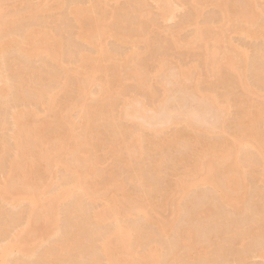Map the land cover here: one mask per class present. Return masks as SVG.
<instances>
[{
	"label": "rangeland",
	"instance_id": "1",
	"mask_svg": "<svg viewBox=\"0 0 264 264\" xmlns=\"http://www.w3.org/2000/svg\"><path fill=\"white\" fill-rule=\"evenodd\" d=\"M29 22L33 28L25 39L22 30ZM13 24L18 25L15 45L40 52L32 56L27 68L17 60L0 73L12 87L2 97L6 105L0 110V189L6 187L8 192L0 197V214L12 221L7 228L0 224V245L11 241L13 246L6 264L63 262L60 255L53 260L45 253L58 239L73 238L76 228L86 218L90 221L93 212L102 216L98 229L106 232L111 208L129 212L121 221L133 234L131 244L132 237L147 238V232H133L135 225L156 233L155 240L145 239L147 244L152 241V250L167 247L169 241L162 245L166 239L157 232L167 223L175 225L170 240H176L179 229L189 225L198 227L202 236L209 232L205 236L215 240L220 225L237 222L239 234L230 246L225 239L223 259L235 264L244 256V264H264L259 254L264 237L249 238L264 220V213L258 212L264 210V164L259 159L256 164L258 153L264 151V121L251 130H247L248 117L239 121L240 112L255 115L264 106V0H1L0 31ZM4 49L0 45V51ZM259 52L262 60L257 58ZM79 54L87 61L80 60ZM228 60L230 67L225 64ZM15 73L24 82L21 93L15 86ZM32 73L38 82L30 81ZM49 86L53 89L44 100L36 101L37 91ZM201 93L206 99H199ZM204 99H215L217 104L209 105ZM55 102L59 106L53 110ZM100 103L102 114L94 108ZM133 107L136 113L127 116ZM15 112L23 120L21 128ZM154 114L162 120L150 121ZM164 114L172 118L166 120ZM58 121L71 136L63 154H55L57 141L44 127ZM27 130H35L38 138L31 143L37 148H31L29 159L20 149ZM186 131L191 151L172 143ZM85 136L88 145L83 153H72L75 139ZM135 136L140 140L136 145L132 143ZM151 138L157 140L156 145ZM204 143L213 146L201 156ZM48 154L59 162L45 164L42 158ZM245 159L256 162L249 165ZM232 161L242 167L247 181L243 202L237 207L221 205L211 184L204 181L212 167V180L222 185L233 174L227 168ZM138 164L140 170L133 171ZM183 182L196 186L182 195L179 185ZM26 196L40 197L42 207L49 206L46 197H56L57 236L28 234L41 221H34L30 197L21 198ZM243 207L250 212L240 213ZM211 212L215 225L206 226ZM99 244L95 236L94 247ZM86 246L82 243L70 253L76 264L89 261ZM199 249L208 255L214 243ZM134 251L139 253L142 247L136 245ZM175 253L180 256L185 250L176 248ZM197 253L193 251L192 256Z\"/></svg>",
	"mask_w": 264,
	"mask_h": 264
},
{
	"label": "bare ground",
	"instance_id": "2",
	"mask_svg": "<svg viewBox=\"0 0 264 264\" xmlns=\"http://www.w3.org/2000/svg\"><path fill=\"white\" fill-rule=\"evenodd\" d=\"M1 1V0H0ZM29 25H26V28H24L23 31V36L25 39L29 38V34L31 33L32 30V22L27 23ZM15 24H13L11 27L8 26L5 31L1 32L0 31V45L1 46H5L6 49L0 51V73L2 75V73L4 74L6 71V67H12V63L19 60L21 63H19L21 65V67L27 68L28 66V62L29 60L32 58V56H38L40 50L34 47H30L28 50H24L21 47H19V45H15V40H13V34L14 31H16L18 29V25H16V27L14 26ZM28 26V27H27ZM10 27V28H9ZM55 37V36H54ZM56 38V37H55ZM54 38V39H55ZM59 51L60 53L62 52L60 47H59ZM56 53V51H55ZM54 53V55H56ZM14 54V55H12ZM62 56V54H61ZM56 57V56H55ZM259 57L260 60H262V56L261 53H258L257 58ZM79 58L82 61H87L86 59L83 60V55L79 54ZM258 59V60H259ZM261 62V61H260ZM100 63V62H99ZM227 67L231 65L230 60H228L226 63ZM256 66V65H254ZM260 66V65H258ZM259 68V67H258ZM258 68H254L257 69ZM259 70H261L259 68ZM137 71L133 72L136 74ZM0 75V110L3 109V104L2 103V99L5 98V96H8V92L10 91V89H12V87H9V78H3V76ZM186 75V73H182L181 76L184 77ZM8 76V75H7ZM14 79H15V86H17V90L20 92L19 89H22L24 87V82L22 81L21 78L18 77V75L15 73L14 75ZM2 80H4V83H1ZM30 81L31 82H38V77L36 75V73H32L31 77H30ZM41 86L40 84H35V86ZM53 89V86H49L44 88H40L37 91V97H36V101H43L45 96ZM21 93V92H20ZM17 94L16 97H22V94ZM3 97V98H2ZM201 98H205L206 99V95L205 94H200L199 96ZM206 102H209L208 100H205ZM203 100V99H201ZM211 103V104H210ZM217 104L216 100L213 99L212 102H209V105L212 104ZM6 104H4L5 106ZM108 105L112 106L111 103H109ZM59 104L58 103H54L52 106L53 110H56L58 108ZM104 107V105L97 104L96 107H94L96 109V112L98 114H102V108ZM107 107V106H106ZM128 107V106H127ZM129 107H132L129 105ZM165 108L163 105H161L160 108ZM159 108V109H160ZM162 108V109H163ZM160 109V112L161 110ZM167 109V108H166ZM166 109H164L163 111H165ZM172 109H169V114H174L173 112H170ZM157 111V110H156ZM136 113V108L133 107L132 109L127 110L126 115L127 116H132V113ZM159 112V113H160ZM167 112V110H166ZM176 112V111H175ZM196 112V111H195ZM193 112V113H195ZM158 113V112H157ZM159 113L157 115H159ZM200 115V112H198ZM169 114H164V116L166 115V117L170 116ZM163 115V114H162ZM168 115V116H167ZM175 115V114H174ZM192 117H195L196 115H191ZM190 116V117H191ZM160 116H156V114H154V116H150V121L151 120H156L157 122H160L158 120H162L159 119ZM165 117V118H166ZM198 117V116H197ZM242 117H248L249 119V124H248V128L247 130H251L254 126H256L259 123H262L264 121V106H263V110L262 112H259L255 115H252L250 112L243 111L242 113L240 112V117H239V121L240 119H242ZM156 118V119H155ZM161 118V117H160ZM171 117H168L166 120H168ZM199 118H201L199 116ZM14 119L16 121V123L19 125L18 127L21 128L20 126H23V120H21V118L18 116V114L15 112L14 113ZM144 119V118H143ZM195 119V118H194ZM145 120V119H144ZM149 121V120H148ZM155 121V122H156ZM156 122V123H157ZM168 122V121H167ZM240 126H242V122L239 123ZM45 129L48 131H50L54 137V139L57 141L56 146H55V154L59 153V154H63L65 152V150L67 149V140L71 138V136L65 131V128L62 124L61 121H58L56 123H46L45 124ZM87 129V128H86ZM245 131V130H242ZM93 132L90 131L88 134L91 135ZM82 137H77L74 141V147L71 149V152H76L78 150L79 153H83L82 149L85 145H88L87 142V137L85 136L83 139H80ZM189 132L186 131L184 134L181 135H176L173 139H172V143L176 144V145H181L183 146L182 148L190 150V139H189ZM256 138L259 139L260 135L257 134ZM37 134L35 132V130H27V132L25 133V139H24V144L20 145V149H22V151H25L24 153V157L25 159H29L30 157V153L32 152V150L34 151L37 146L35 144L32 145L31 147V143L32 142H36L37 141ZM139 138L136 141V136L133 139L132 143L136 145V142L139 143ZM151 143L153 145L157 144V140H155V138H151L150 139ZM202 141V140H201ZM0 142H1V138H0ZM18 143H22V141L20 142V140L18 141ZM206 150L203 152V154H201V156H205L207 153V149H211V147L213 146V144L211 143H204ZM32 148V150H31ZM225 148L227 149L226 151H230V146L226 145ZM70 152V153H71ZM89 152H84V157L88 156ZM258 159L260 162H262L264 164V151L258 153V158H257V163L258 164ZM42 160L45 162H51L52 164H55L56 162L58 163L60 159L56 158L55 156L48 154L46 156H44L42 158ZM237 161V158H236ZM245 161L247 162L246 164L252 165L255 162H252L249 159H245ZM49 163V164H51ZM46 164V163H45ZM255 164V165H256ZM65 167V166H64ZM67 170V167H65ZM141 165L138 164L137 167L135 166L133 168V171L136 170H140ZM227 168L230 169L233 174L229 177H227V179L225 180V182H223V184L221 185L220 182H214L212 179L214 178L213 173H214V169L212 167H209L208 172L206 177L204 178V181L208 184H211L212 187V192L214 194L215 199L221 204V205H230L233 207H237V205H239L241 202H243L244 199V188H245V183L246 178L244 176V172L241 166H239V164L234 163V161L229 162L227 164ZM27 173L24 172V176H26ZM6 186H9V183H6ZM196 184L194 183H181L179 185V192L182 195H186L189 191L190 187H195ZM223 186H226L225 188ZM7 190L6 187L1 188L0 189V197H2L4 194H7ZM43 192L41 193V196H43ZM47 195V194H45ZM44 195V196H45ZM69 195V194H68ZM33 196V195H31ZM31 196H26V197H21L22 200L23 199H28L29 201V205H30V214L33 215V219L34 221H41V223L38 226H34L33 225V229L31 231L28 232V234H34L36 231L39 232L42 235H46L47 237H54L58 235V230L54 229L55 226V221L54 219L56 218V216L59 214L58 212V208L54 205V201L56 200V197H49L46 200L49 203V206L46 207H42L41 205V201L42 199L39 197L37 198V200L34 197ZM124 198V195H123ZM131 198V197H130ZM126 199V197L124 198V200ZM23 202V201H22ZM38 207H42L40 210V212L38 211ZM76 208L79 210L80 206L79 204L76 205ZM242 214L245 213H249V209L243 207L240 208ZM83 210V209H82ZM141 209H139L140 211ZM109 212H111L108 216L111 218V225L109 226V228L107 229L106 232H102L101 230L98 229V227L101 225V221L100 218L102 217L100 214L98 213H91L90 217L91 220L93 221H89L88 218L85 219V223L81 226L76 228V233L73 235V238H71L70 236L65 237L63 239H58L57 242L53 245V247L48 250L45 254L47 255V257L49 259H53L55 260V258H57L60 255V258L62 260L63 258V262L59 263V264H76L73 260V258L70 256V253L75 250V248H79L80 244L85 243L87 246L85 247V250L87 251V253H85L86 255L90 256L89 261L87 262V264H97L100 263L99 259H101L103 264H164V262L166 264H228V259L225 261L222 257L224 256L223 254L225 253L224 250V241L227 238V243L228 245H232L234 243V240H236L237 235L239 234V225L237 224V222L235 223L233 222H229L227 224L224 225H220L218 230V238L215 240H212L209 238L208 235L205 236V234H208L209 232L204 231L203 236L202 234L200 235V231H198V227L194 228L193 226H185L179 229V237L176 238V240H170L169 234L170 232H172L174 230L175 225L172 223H167L161 227H159L157 229V232L159 233V237L166 239L165 241L162 240V245H165L164 243H167L169 241L166 246H162V247H158L155 250H152L150 248V244L152 243V241L150 242L149 240L153 238V233L151 230L150 233L149 229H147L146 226L141 225L140 227L138 226H133L132 230L133 232H138V231H143L147 232V238L149 239L148 243L145 242V238L141 239L139 238L138 240L136 239V236L133 238L132 237V241L133 244H131V236L133 235L132 233H130V229L126 226V224L124 223L123 218H127V216H130V214H128V211H125L124 213H119L114 211V208H111L109 210ZM258 212L260 214L264 213V210L259 209ZM84 213V210H83ZM196 216L197 214H193L192 216ZM194 216V217H195ZM194 220V219H193ZM199 222V221H198ZM205 225L206 226H213L214 224V212H211V215L205 220ZM0 224H2L3 227L7 228L10 227V225L12 224L11 220H7L5 216H3L2 214H0ZM86 225H89L90 227L87 228ZM205 225H203L205 227ZM215 225V224H214ZM143 227H146L144 229H146L144 231ZM87 228V229H86ZM201 228H199L200 230ZM204 229V228H203ZM64 231H69L68 228H64ZM2 233V231H0ZM4 232V231H3ZM200 232V233H199ZM150 233V234H149ZM3 234V233H2ZM145 234V233H144ZM156 234V233H154ZM228 235V236H227ZM97 236L99 237V246L94 247L93 245V238ZM196 237L199 238V240L194 241V238L196 239ZM259 237H264V220L261 221L260 226L256 227L254 230L251 231V233L249 234V238L250 240L252 239H257ZM154 240L156 239V236H154L153 238ZM192 240V241H191ZM137 241V244H136ZM164 241V242H163ZM172 241V242H170ZM155 241H153L154 243ZM210 242L214 243V250L210 253V254H204V253H200V247L202 249H204V246L209 245ZM136 245L138 247H142V251L141 252H136L134 251V247H136ZM243 246H245L243 244ZM163 247H165L164 249L167 251H164ZM232 247V246H231ZM13 246L11 245V241H9L7 244L5 245H0V264H6V257L11 254ZM167 248V249H166ZM176 248L179 249H184L185 253L180 255V256H176ZM198 252L196 254V256H192V252ZM224 251V253H223ZM260 255L264 256V249L261 250L259 252ZM241 256V255H240ZM239 256V257H240ZM227 257V256H226ZM104 260V262H103ZM237 264H244V256H241L240 258H238V260L236 261ZM235 263V264H236Z\"/></svg>",
	"mask_w": 264,
	"mask_h": 264
}]
</instances>
